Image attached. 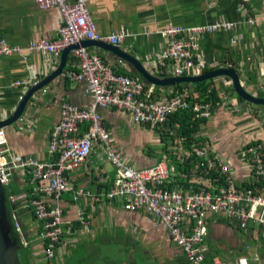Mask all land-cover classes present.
<instances>
[{"label":"crops","instance_id":"crops-1","mask_svg":"<svg viewBox=\"0 0 264 264\" xmlns=\"http://www.w3.org/2000/svg\"><path fill=\"white\" fill-rule=\"evenodd\" d=\"M88 9L100 36L122 29L131 32L133 39H126L118 48L134 53L145 69L160 80L172 78L169 69L164 70L163 75L151 70L153 54L166 45L159 31L167 25L198 27L221 20L236 24L233 32L222 31L201 38L197 55L207 65V73L221 68L233 70L240 74L241 83L249 93L264 98V0H217L214 8L206 0H91ZM253 18L257 20L254 25L248 22ZM60 25L57 9H39L31 0H0V37L12 45L25 47L40 39H54ZM235 38L239 42L235 43ZM86 50L89 55H99L116 73L142 82L130 66L109 52L95 46ZM78 64L74 50L68 56L66 73L77 70ZM59 66L54 70L40 54H31L27 63L19 56L0 57V121L13 115L19 98L25 93L14 83L27 79V68L35 72L39 83ZM66 73L36 92L21 118L4 128L8 142L5 147L13 155L48 161L49 137L60 118L61 98L70 99L80 108L88 106L90 98L84 92L85 83L67 81ZM213 84L220 101L215 105L214 116L196 137L203 138V142L209 140L212 154L230 168L237 187H252L256 184L252 170L240 161L239 154L251 142L259 141L264 145V125L257 115L259 110L264 111V106L242 101L227 79L213 80ZM177 86L199 98L195 84ZM147 87L155 100L167 98L174 91V87ZM99 112L113 147L131 167L146 169L166 164L170 170L167 187L171 191L213 186L190 165L187 155L195 153V149L186 146L184 140L166 137V133L174 132L173 128L163 125L157 134L148 127L135 125L124 111L107 108ZM25 125H29V131H19ZM159 133L164 135V141L160 140ZM114 177V168L98 151L92 152L81 168L68 174L73 191L83 190L90 197L78 202L73 193L62 197L65 238L55 261H45L36 221L25 210L19 211L18 223L27 242L25 248L29 250L31 264H190L170 242L165 228L151 216L126 212L118 201L106 202L105 195ZM12 185L17 187L18 195L24 193L25 182L18 172L14 174ZM80 213H84L89 223L88 230H83L78 222ZM207 228L208 261L230 262L247 257L251 264H264V233L257 227L240 230L222 217H211Z\"/></svg>","mask_w":264,"mask_h":264},{"label":"built area","instance_id":"built-area-1","mask_svg":"<svg viewBox=\"0 0 264 264\" xmlns=\"http://www.w3.org/2000/svg\"><path fill=\"white\" fill-rule=\"evenodd\" d=\"M31 1L39 9L59 11L61 25L57 37L33 41L25 47L12 45L0 37V57L19 56L27 63L31 54H40L55 70L60 64L62 52L72 45H79V49L75 50L78 69L66 73V79L75 83L84 82V92L90 100L86 108H80L70 99L61 98L60 118L50 133L49 160L46 162L32 158L21 159L13 155L5 147L8 144L6 131L4 128L0 129L2 186L9 189L17 172L24 182L26 178H30V195L23 193L9 198L11 205L15 207L12 211L13 228L21 245L27 247L18 223L19 211L25 210L37 223V238L42 243L45 261H55L65 238L62 197L73 193L75 202L90 197L83 190L73 191L68 174L81 168L91 153L98 151L115 171L114 181L105 195L106 202L118 201L126 212L151 216L165 228L170 242L181 250L190 264H251L247 257L230 262L208 261L205 238L208 234L207 223L211 217H222L240 230L246 231L255 226L262 228L264 232L263 143L251 142L239 154L240 161L251 168L256 182L249 188L234 184L230 168L212 154L210 142L192 146L194 154L196 158L206 161L209 171L223 180L217 186L213 185L199 192L169 190L167 185L170 170L164 163L146 169L131 167L113 147L111 135L103 123L99 109L114 108L124 111L130 115L135 125L154 131L166 124L169 116L177 111L189 112L195 119L206 121L207 124L215 113L213 103L194 98L188 91L176 92L167 98L155 100L145 83L116 73L99 55H89L86 48L81 46L84 40L102 41L119 47L126 39L134 37L126 29L100 36L89 13L88 3L91 0ZM206 1L211 8L217 5V0ZM248 22L254 25L257 20L253 18ZM236 28V24L224 20L198 27L169 24L159 31L166 45L153 54L151 70L156 75H163L164 70L169 69L172 78H186L190 74L202 76L206 74L208 67L197 55L200 39L207 34L233 32ZM234 41L239 42L236 38ZM27 72L26 80L14 83L15 87L24 92L38 83L35 72L31 68H27ZM257 115L264 125V111L259 110ZM6 119L8 118L2 121ZM28 127L29 125H25L19 131H29ZM190 156L191 153L187 158ZM210 183L213 184L211 181ZM78 222L83 230H88L89 223L84 213L79 214Z\"/></svg>","mask_w":264,"mask_h":264},{"label":"water","instance_id":"water-1","mask_svg":"<svg viewBox=\"0 0 264 264\" xmlns=\"http://www.w3.org/2000/svg\"><path fill=\"white\" fill-rule=\"evenodd\" d=\"M81 46L83 48L95 46L103 49L106 52H109L112 56L118 58L119 61L125 63L127 66H130L133 69V73L140 76L142 82L148 86L154 85L157 87L166 88L175 87L181 83L196 84L205 83L216 79H227L231 82L233 90L237 96L254 105L264 106V98L249 93L241 83L240 74H237L233 70L221 68L193 78H168L160 80L153 77L145 69L144 65L134 56V53L122 51L118 47L112 46L102 41L84 40L82 41ZM79 47V45H72L62 52L61 64L57 71L51 74V76H49L46 80L39 81V83L24 93L22 99L19 101L13 112V115L5 121H0V129L12 126L14 123H16L25 112L28 102L36 92L43 90L52 81L58 79L62 75H65L69 54L72 51L79 49ZM11 233L12 224L10 223L7 213L6 191L0 182V264H19L18 250H20V246L18 245L17 240L12 238Z\"/></svg>","mask_w":264,"mask_h":264},{"label":"trees","instance_id":"trees-1","mask_svg":"<svg viewBox=\"0 0 264 264\" xmlns=\"http://www.w3.org/2000/svg\"><path fill=\"white\" fill-rule=\"evenodd\" d=\"M195 86H197L199 98L210 101L211 103H213L214 107L220 101L218 97V89L215 86V84H213V81H209L205 83H197L195 84ZM173 89L174 91H172V93L170 94L171 96L177 91L178 92L182 91L179 89V86H176ZM204 124H206V121L195 119L194 116L189 112L177 111L173 113L171 116H169L167 123L164 124L165 126L168 125L170 128L174 129V132L166 133V137H169L170 140H174L175 138L181 139L182 141L184 140L183 143L186 144V146L189 145L191 147L194 145L197 146L198 143L203 142V138L196 136L198 132L201 131ZM154 131L158 134V129H155ZM159 136H160V140L164 141L163 138L164 135L162 133H159ZM197 159L198 158H195V154L192 153L190 156L191 167H196L197 172H199L200 175L202 176L204 175L206 180L211 181L213 185L217 186V184H219L223 179L215 175V173L209 171L208 164L206 161L200 159L197 160ZM25 182L27 185L25 187L24 193L30 195L31 194L30 178L29 177L26 178ZM200 190H204V188L193 190V192H199ZM5 191H6L7 213L10 219V223L12 224L11 236L13 239L17 240L18 245L20 246V250H18L19 264H31L29 257L30 256L29 250L21 245L20 239L13 228L12 211L15 210V207L11 205L9 198L11 195L14 196L18 195L19 191L16 186L14 187V189H12L11 187L10 189H5ZM258 229L260 230L261 233H264L262 228H258Z\"/></svg>","mask_w":264,"mask_h":264},{"label":"rangeland","instance_id":"rangeland-1","mask_svg":"<svg viewBox=\"0 0 264 264\" xmlns=\"http://www.w3.org/2000/svg\"><path fill=\"white\" fill-rule=\"evenodd\" d=\"M12 186H13V185H11L10 188H11ZM10 188H9V189H10ZM12 189H14V187H12Z\"/></svg>","mask_w":264,"mask_h":264},{"label":"bare ground","instance_id":"bare-ground-1","mask_svg":"<svg viewBox=\"0 0 264 264\" xmlns=\"http://www.w3.org/2000/svg\"><path fill=\"white\" fill-rule=\"evenodd\" d=\"M209 141V140H208ZM195 158H196V156H195ZM198 160V159H197Z\"/></svg>","mask_w":264,"mask_h":264}]
</instances>
